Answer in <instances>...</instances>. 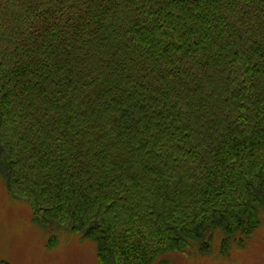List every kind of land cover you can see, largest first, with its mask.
Wrapping results in <instances>:
<instances>
[{
    "label": "trees",
    "instance_id": "16d2710c",
    "mask_svg": "<svg viewBox=\"0 0 264 264\" xmlns=\"http://www.w3.org/2000/svg\"><path fill=\"white\" fill-rule=\"evenodd\" d=\"M0 176L99 264L245 248L264 215V0H0Z\"/></svg>",
    "mask_w": 264,
    "mask_h": 264
},
{
    "label": "rangeland",
    "instance_id": "374dc122",
    "mask_svg": "<svg viewBox=\"0 0 264 264\" xmlns=\"http://www.w3.org/2000/svg\"><path fill=\"white\" fill-rule=\"evenodd\" d=\"M95 245L59 227L44 228L33 221L31 207L9 193L0 176V261L9 264H99ZM172 264H264V215L245 248L221 256L216 240L209 256L172 255Z\"/></svg>",
    "mask_w": 264,
    "mask_h": 264
}]
</instances>
